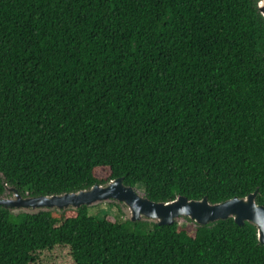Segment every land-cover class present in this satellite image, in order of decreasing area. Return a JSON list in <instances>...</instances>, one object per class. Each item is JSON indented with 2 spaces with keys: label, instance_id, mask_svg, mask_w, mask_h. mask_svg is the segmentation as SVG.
Returning a JSON list of instances; mask_svg holds the SVG:
<instances>
[{
  "label": "trees",
  "instance_id": "1",
  "mask_svg": "<svg viewBox=\"0 0 264 264\" xmlns=\"http://www.w3.org/2000/svg\"><path fill=\"white\" fill-rule=\"evenodd\" d=\"M116 177L156 201L264 204L258 0H0V194ZM0 264H264V244L231 217L0 206Z\"/></svg>",
  "mask_w": 264,
  "mask_h": 264
},
{
  "label": "water",
  "instance_id": "2",
  "mask_svg": "<svg viewBox=\"0 0 264 264\" xmlns=\"http://www.w3.org/2000/svg\"><path fill=\"white\" fill-rule=\"evenodd\" d=\"M258 7L264 15V0H258ZM258 189L242 196H234L224 201L212 203L205 196L201 199H189L177 194L167 201H156L145 195L135 186L127 185L123 177L113 178L105 183H95L89 187L74 191L52 194H23L17 187L5 182L0 194V206L11 212L35 213L41 210L65 211L78 209L82 205L92 206L101 202L119 203L130 221H152L169 224L183 221L185 217L205 225L220 219L233 218L242 225L246 221L256 227L259 241L264 244V204L257 202Z\"/></svg>",
  "mask_w": 264,
  "mask_h": 264
},
{
  "label": "rangeland",
  "instance_id": "3",
  "mask_svg": "<svg viewBox=\"0 0 264 264\" xmlns=\"http://www.w3.org/2000/svg\"><path fill=\"white\" fill-rule=\"evenodd\" d=\"M138 189L140 191H143V188L142 187H138ZM113 203L115 202H112V203H108V202H101V203H98V204H94L92 206H89V213L90 214H98L100 216H105L107 214H110V215H116L119 219H128L126 217V214L124 212V208L125 206H121L119 203H116L118 204L119 206H115ZM186 219V217H185ZM185 221V220H183ZM180 220V222H183ZM148 222H152V221H148Z\"/></svg>",
  "mask_w": 264,
  "mask_h": 264
}]
</instances>
